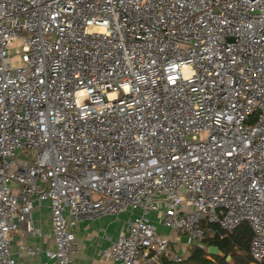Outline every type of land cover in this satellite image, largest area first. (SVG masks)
<instances>
[{
    "label": "built area",
    "instance_id": "obj_1",
    "mask_svg": "<svg viewBox=\"0 0 264 264\" xmlns=\"http://www.w3.org/2000/svg\"><path fill=\"white\" fill-rule=\"evenodd\" d=\"M123 212L109 264L183 261L152 214L264 258V0H0V264L18 230L73 264L75 222Z\"/></svg>",
    "mask_w": 264,
    "mask_h": 264
},
{
    "label": "crops",
    "instance_id": "obj_2",
    "mask_svg": "<svg viewBox=\"0 0 264 264\" xmlns=\"http://www.w3.org/2000/svg\"><path fill=\"white\" fill-rule=\"evenodd\" d=\"M157 232L169 240L170 249L183 257V261L188 254L190 248L185 246V238L182 235L175 233L162 226L154 214L150 217ZM32 223L35 227L42 231H48L49 213L48 204L43 202L39 207H34L31 211ZM128 215L126 212L120 213L117 216H104L98 219H79L73 226V233L78 244V248L71 254L73 264H109L101 256L108 244L126 228ZM10 251L15 256L17 264H39L45 259L40 253L36 256L16 255L19 243L28 245H37L40 248L52 247L51 240L41 239L38 237L27 236L23 230H18L11 234ZM208 257V256H207ZM164 264V262H163ZM172 264H182L172 263Z\"/></svg>",
    "mask_w": 264,
    "mask_h": 264
},
{
    "label": "trees",
    "instance_id": "obj_3",
    "mask_svg": "<svg viewBox=\"0 0 264 264\" xmlns=\"http://www.w3.org/2000/svg\"><path fill=\"white\" fill-rule=\"evenodd\" d=\"M209 227L210 231L201 240L202 246H192L182 264H251L248 250L251 231L246 222L240 223L223 238H219L221 230L215 224H210ZM209 245L217 247L220 254L207 253ZM226 256H229L228 260L225 259ZM163 262L172 264L167 260ZM257 264H264V258Z\"/></svg>",
    "mask_w": 264,
    "mask_h": 264
},
{
    "label": "water",
    "instance_id": "obj_4",
    "mask_svg": "<svg viewBox=\"0 0 264 264\" xmlns=\"http://www.w3.org/2000/svg\"><path fill=\"white\" fill-rule=\"evenodd\" d=\"M206 252L209 253V254H220L219 250L214 245H209L206 248ZM225 259L228 260L229 259V256H226Z\"/></svg>",
    "mask_w": 264,
    "mask_h": 264
},
{
    "label": "rangeland",
    "instance_id": "obj_5",
    "mask_svg": "<svg viewBox=\"0 0 264 264\" xmlns=\"http://www.w3.org/2000/svg\"><path fill=\"white\" fill-rule=\"evenodd\" d=\"M14 47H15V45H12V46H11V48H14ZM12 64H13V65L15 64L14 60H12Z\"/></svg>",
    "mask_w": 264,
    "mask_h": 264
}]
</instances>
